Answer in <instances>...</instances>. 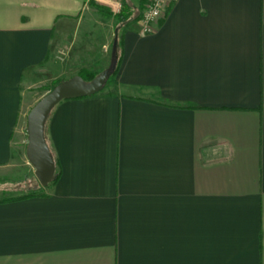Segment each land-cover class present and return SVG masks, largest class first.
<instances>
[{
	"label": "crops",
	"instance_id": "1",
	"mask_svg": "<svg viewBox=\"0 0 264 264\" xmlns=\"http://www.w3.org/2000/svg\"><path fill=\"white\" fill-rule=\"evenodd\" d=\"M120 1L127 24L0 0V175L27 160L48 63H104L118 26L123 52L101 94L52 111L59 177L0 201V264H264V0H179L149 35L148 0Z\"/></svg>",
	"mask_w": 264,
	"mask_h": 264
},
{
	"label": "water",
	"instance_id": "2",
	"mask_svg": "<svg viewBox=\"0 0 264 264\" xmlns=\"http://www.w3.org/2000/svg\"><path fill=\"white\" fill-rule=\"evenodd\" d=\"M117 45L114 43L110 69L91 82L76 76L62 82L44 96L30 111L27 119V160L35 170V177L43 188L55 180V161L45 139L46 123L57 105L66 100H77L97 95L104 89L116 66Z\"/></svg>",
	"mask_w": 264,
	"mask_h": 264
},
{
	"label": "rangeland",
	"instance_id": "3",
	"mask_svg": "<svg viewBox=\"0 0 264 264\" xmlns=\"http://www.w3.org/2000/svg\"><path fill=\"white\" fill-rule=\"evenodd\" d=\"M95 4L97 8L103 9L104 10L103 13L106 15L109 13L107 12L106 8L111 10V8L107 6L97 3ZM109 15L112 16L111 14ZM112 22H114V24L116 23V25L118 23L116 18H114ZM117 30H120L119 26ZM117 30L116 33L118 32ZM116 33L113 35V30H112V36H111L112 41L109 50L110 55L107 56L105 62L100 63L99 62L100 58L94 52V55L92 54V56L89 58L91 62L89 64L84 65V68L86 67L85 69H88L87 71L94 73L96 76H100L108 69H110L113 61V51H114L113 41L115 40V38H118V35L116 36ZM98 49L100 52L103 50L102 48H98ZM79 70L75 69L70 64L66 63L64 61V58L62 61L58 59L55 63H48L47 72L40 77L41 79L40 82L31 91L32 93L35 94L34 106L44 96H46L55 87H57L59 83L61 84L62 82L68 81L71 78L78 76L79 73L83 71L82 69ZM111 82L112 80H108L105 87L108 86ZM103 90H101L98 94H101ZM23 157L24 159L22 161L19 160L17 162L16 168H14V170L11 171L10 175L9 174L0 175V201L9 200L11 198H24L30 195L42 196L46 194V190L39 187L37 179L34 176V169L27 162L25 155H23ZM25 169H29L30 172H26Z\"/></svg>",
	"mask_w": 264,
	"mask_h": 264
},
{
	"label": "built area",
	"instance_id": "4",
	"mask_svg": "<svg viewBox=\"0 0 264 264\" xmlns=\"http://www.w3.org/2000/svg\"><path fill=\"white\" fill-rule=\"evenodd\" d=\"M97 4H101L111 8L116 14L122 10L120 0H92ZM179 0H148L141 14L140 31L144 35L153 33L160 22L166 15L171 6Z\"/></svg>",
	"mask_w": 264,
	"mask_h": 264
},
{
	"label": "trees",
	"instance_id": "5",
	"mask_svg": "<svg viewBox=\"0 0 264 264\" xmlns=\"http://www.w3.org/2000/svg\"><path fill=\"white\" fill-rule=\"evenodd\" d=\"M98 9L100 11H102L101 8H98ZM115 18H116V20L118 22L117 24H119V25L120 24H124V23L125 24L128 23V16H126V13H125V10L124 9H122V11L119 14L115 15ZM116 45H117L116 66H115V69H114L113 73L111 74L109 80H113L116 77V75H117V73L119 71V67L121 65V61H122V54H123V52H122V48L119 45L118 38H116ZM78 76L81 77L85 82H91V81H93L97 77L94 73H91V72H89L87 70L81 71ZM58 177H59V173H56L55 174V180H54L53 183H55L57 181ZM27 197H34V196L33 195H30V196H27ZM11 201L12 200H5V201H2V203H7V202H11Z\"/></svg>",
	"mask_w": 264,
	"mask_h": 264
}]
</instances>
